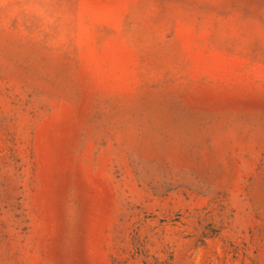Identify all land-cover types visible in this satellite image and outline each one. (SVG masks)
<instances>
[{
	"label": "rangeland",
	"instance_id": "374dc122",
	"mask_svg": "<svg viewBox=\"0 0 264 264\" xmlns=\"http://www.w3.org/2000/svg\"><path fill=\"white\" fill-rule=\"evenodd\" d=\"M0 264H264V0H0Z\"/></svg>",
	"mask_w": 264,
	"mask_h": 264
}]
</instances>
